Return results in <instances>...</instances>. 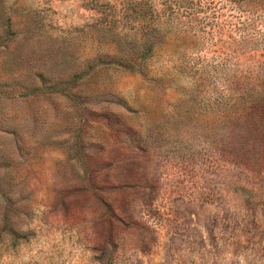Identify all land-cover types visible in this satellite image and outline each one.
Wrapping results in <instances>:
<instances>
[{"label":"rangeland","instance_id":"374dc122","mask_svg":"<svg viewBox=\"0 0 264 264\" xmlns=\"http://www.w3.org/2000/svg\"><path fill=\"white\" fill-rule=\"evenodd\" d=\"M108 19L0 0V264H264V0Z\"/></svg>","mask_w":264,"mask_h":264},{"label":"trees","instance_id":"16d2710c","mask_svg":"<svg viewBox=\"0 0 264 264\" xmlns=\"http://www.w3.org/2000/svg\"><path fill=\"white\" fill-rule=\"evenodd\" d=\"M193 0H84L86 5L102 13L104 19L123 23L136 31H151L159 28L161 19H167L176 5L189 6ZM144 56V55H143ZM142 56V57H143Z\"/></svg>","mask_w":264,"mask_h":264}]
</instances>
